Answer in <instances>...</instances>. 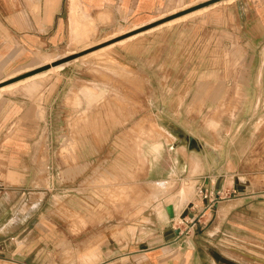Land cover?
<instances>
[{"label": "crops", "instance_id": "0c3cea01", "mask_svg": "<svg viewBox=\"0 0 264 264\" xmlns=\"http://www.w3.org/2000/svg\"><path fill=\"white\" fill-rule=\"evenodd\" d=\"M215 1L0 0V82L54 61V55L73 44L75 26L95 28L89 36L139 31L123 40L127 42L117 58L110 57L113 62L107 68L127 73L131 66L138 78L146 81L141 91H123V99L117 100L123 102L122 107L144 109L146 114L138 112L141 120H148L149 109H155L157 123L163 125L197 123L198 107L229 108L235 102L242 111L250 110L256 116L258 109H264V0ZM184 17L188 19L169 25ZM225 64L242 65V70L227 72ZM50 75L27 78L26 83L24 79L25 85L15 89L30 98L29 115L44 120L41 123L47 128H52L55 104L53 91H44ZM198 79H237L249 84L242 91H219V96L214 93L218 91H194ZM63 82L61 76L58 83ZM153 84L163 91H150ZM78 91L64 100L82 110L72 118L73 133L65 136L55 159L47 138L61 135H54L50 128L40 136L30 131L27 139H38L34 148L30 141L28 147L0 149L5 168H0V264H264V149L257 138L260 133L254 130L246 141L245 128L233 133L225 126L235 122L243 126L254 118L241 117V111L234 118L222 117L220 128L206 129L203 135L158 126L160 134L174 136L170 147L153 130L143 133L148 141L140 139L136 150L116 142L106 154L114 160L108 165V177L115 181L114 186L117 183L123 188L134 186L136 179L141 189L136 198L138 211L104 208L102 214L93 210L95 224L87 230V236L94 237L92 243L81 238L83 232L75 234L76 245L82 249L80 254H69L64 239L53 238L59 233L49 226L57 218L67 219L74 203L79 214L84 195L80 183L89 175V165L84 163L104 152L88 147L86 129L93 126L104 143L111 138L121 141L123 133L106 125L128 123L127 117H132L131 111H118L122 107L109 100L111 91L97 83ZM3 94L0 91V120L5 122L20 112V104L19 98ZM99 106L101 109L91 114ZM81 123L85 126L79 130ZM260 123L261 119L256 121ZM209 125L217 128L219 122L210 119ZM38 153H43L46 161L44 175L39 164L20 162L26 155L35 162ZM66 158L78 163L71 167ZM30 171L39 175L29 180L23 173ZM34 184L40 188L33 194L43 197L31 202ZM202 189L219 193L214 209L200 195ZM93 199V204L102 201ZM170 205L173 219L166 210ZM183 216L195 224L187 234L179 235L171 224ZM67 229H61L60 236L69 235ZM104 236L108 244L101 245Z\"/></svg>", "mask_w": 264, "mask_h": 264}, {"label": "rangeland", "instance_id": "374dc122", "mask_svg": "<svg viewBox=\"0 0 264 264\" xmlns=\"http://www.w3.org/2000/svg\"><path fill=\"white\" fill-rule=\"evenodd\" d=\"M81 28L82 27L75 26L74 39L76 41L73 40L72 41L73 44L64 48L59 54L54 55V58L52 59L54 61L51 62L48 61L49 64L35 68L15 78L0 82V91L4 92L3 96L5 97L15 96L16 98H19L17 102L20 104L19 106L20 112L17 113L15 117L13 116L10 120H6L5 122L4 120L3 122L0 120V149L7 150L13 147L15 148L28 147L30 141H31L30 143L31 147L34 148L37 145L38 139H31V140L27 139V135L30 133V131L31 132L37 131L40 136L43 133L44 129L47 130L48 128H50V127L47 128V126L44 125V123H41L44 120H40L39 117H37V115H36V120L33 113L29 115V109L31 108L29 104L30 98L27 95H25L24 92L15 90L16 88L25 85L26 82L20 84H16V83L28 77H31L39 73L42 74L43 72L48 71L53 67H57L59 65H65L64 67L65 70L62 72L59 71L50 72L49 74L52 73V75H50L47 78V81L44 84V91H53L52 93L55 103L53 107L54 120H53L52 128H50L49 130L52 131L54 135H56V133L61 135V138H56V139L54 138V140H48L47 138L48 147L50 145L49 149H51V156H53L54 153L58 152L62 141H64L65 136H70L73 133L70 127V123L72 121V118L77 117L76 115H79L81 113L80 111L82 109L77 110L72 106L73 104L71 105V102L70 103L65 102L64 100H66V98L69 96L72 97L73 93L79 92L78 90L82 86L86 85L91 87L94 83H97L102 87H105L107 91H111L110 93H108L110 96L109 100H111L113 104H115L116 102L117 104L120 105V107H122L123 102L117 100L123 99L122 98L124 97L123 91H141L142 89L145 88L146 81H143L138 78L137 70L134 67L131 66H129V68L127 67L128 68L127 73H113L107 69L109 65L110 66L112 65L111 62H113V60L110 59V57L117 58L116 55L120 52L119 50L123 48L124 47L123 45L127 42L123 40H127L128 38H130L132 35H134L139 31H136L134 33L129 32L121 36H111L109 34L89 36L90 34H92V32L96 31L95 28L94 29L92 28L81 29ZM43 59L44 58H39L38 60L43 61ZM224 68L226 69L227 72L230 71L236 72L238 70H242V65L238 67V65L236 66L229 64L227 66V64H225ZM61 76L64 79L62 85L58 83ZM49 84L53 85L52 88H50ZM248 84L249 83L247 80L243 81L237 79H225V80L198 79L197 81H195L194 91H218L214 93L220 96L221 92L219 91H242L241 89L243 87L247 88ZM24 87H28V85ZM150 91H163V89L160 88L159 86L156 87V85H154V89H150ZM236 96L238 97L237 93ZM43 102H44V97L40 103V106ZM236 103L237 102H235L234 107H229V108L216 107V108H207L204 110V107H198L197 109L198 112H196V115L198 116L197 123H192V124L182 123V124H171V125L167 123H166L167 125L157 123L156 120L157 113L153 114L155 109H149L148 120H141L140 114H138V112L143 111L142 114H146V111L144 109L141 110L140 108L135 106L134 107L123 106L121 109H117V110L121 112L131 111L132 117H130V115L127 117V119L129 120L128 123L121 122L116 125L104 124L106 125V127H111L114 131L122 132L123 134H121L122 136L120 137H122L123 140L121 141L114 140V138H111L110 141L107 140L104 143V141H101L98 138L99 137L98 133H94L96 129H94L93 126L88 127L85 132L86 135L90 137L89 139H87L88 147L90 148L95 147L98 150L104 149V152L101 153V156L99 155L97 157H90V160L89 161L87 160V162L90 163H84L86 164V166L89 165L88 166L89 175L86 177L84 182L80 183L79 189L84 194L83 197H88V198H83L80 196L81 203L79 208L80 209L79 214L76 211L77 209L74 203L72 204L74 210L70 209L67 211L68 213L66 214L67 219L65 218V220H61L57 218L56 221L51 222L49 228L55 229L59 233V236H55L53 238L60 239V237H62L65 242L63 247L69 248V254L70 253L74 254V252H76L75 254L77 255L80 254L82 247H77L75 242V238L77 236L75 234L83 232L84 235H82L81 238H86L85 240L88 243H92L93 241L94 238L93 236H87L88 234L87 230L91 231V229L93 228V224H95L94 221L91 220L93 215V210L95 211L101 210L100 212L102 214L104 213L103 212L104 208L106 209L113 208L116 212L125 211L126 213L138 211L139 204L136 203V198L140 196L141 189L138 185H136V183H138L136 179L134 178L133 181L134 186L123 188L120 187L117 183L116 186H114L115 181H113L108 177V171L110 169L108 165L111 166L114 160H109L110 158L106 154H109V149L115 147L116 142L117 143L119 142V144L122 145L123 147L129 146V148H133V150L134 149L136 150V145L138 144L140 139L143 138L145 139V141H148V138H146V136H144L143 133L153 130L154 134L157 135L158 139L170 147V145L173 142H175L174 136L171 139V137L168 136L167 134L161 133L162 134L161 135L158 126H160L161 128H166L165 126H169L172 128V131H179L181 133L190 132L193 135H198L199 133L203 135L206 129H212L216 131L218 128H220V124H221L220 121L222 120V117L234 118L238 114V112L241 111V117L247 116L254 118H252L248 124L246 123L243 126H240L235 122L234 124L232 123L229 124V126L225 125L226 128H229L230 131L233 133L237 132L238 129H240L239 131H242V129L245 128L244 131H245L246 141L250 139L251 133L254 130L259 131L260 134L257 136V138L259 139L261 138L260 139L261 147L264 149V120H263L264 109L263 108L258 109V111L256 112V116H254L255 113L250 114L249 112L250 110L247 111V109L245 110V112L242 111L241 108H238V106H236ZM100 109H101L100 106L96 107L91 111V114H93L95 111H98ZM165 110L166 109H164V111ZM182 119L183 120L185 119L184 115L182 116ZM210 119L218 121L219 126L217 128H212L209 125ZM260 119H261V123L256 124V121ZM122 121H124V117L122 118ZM82 126L85 125H82L81 123V125L79 126V130L82 128ZM164 130H167V128ZM18 132L20 133L18 134ZM124 133H126L127 136L124 137L123 136ZM17 135H21V136L17 137ZM168 137H170V139ZM124 143L126 144V146L124 145ZM42 146L44 145L42 144ZM53 158L55 159L54 156ZM35 159L36 160L34 162L31 159V157H28L27 155L25 157L21 156L20 162L31 165H33V163L39 164L40 173L41 175H44L46 170V161L45 158L43 157V153L42 156L38 153ZM54 159L52 161L53 164H55ZM93 160H95L94 163ZM65 161L69 163V166L71 167L76 166V164L78 163V161H72L69 158H66ZM67 163H66V169L67 168L70 169L71 167H67ZM1 167L5 169L4 165L2 166V161H0V168ZM138 173H140V171H138ZM23 174L24 175L26 174L29 177L28 179L30 180L34 178L33 176L36 177L37 173L34 171H30L29 173L25 172ZM103 177H106L108 180H105V178L102 179ZM183 182L184 181H182V183ZM34 188L35 190L31 189L32 190L31 191L32 197L30 198L31 202L37 201L38 197L39 199L43 197L41 194L40 195L33 194L39 192L38 189L40 188V185H38L37 187V184H34ZM93 198H96L98 201L99 199L102 198L101 199L102 201L99 204H93L92 203V201H94ZM130 199H133V202H131ZM57 204H58V211L60 212L61 209L60 198H57ZM215 204L217 205V202ZM215 206H213V209L215 208ZM26 208H28V206H24L23 209ZM182 220H184L185 223ZM194 224L195 222L193 223L189 222L183 216L178 220H175L171 224V227L172 229L177 230L179 235H183L184 233L187 234L189 232V229L192 228ZM65 228H68L67 231L69 235L65 234L63 236H60V230L61 229L64 230ZM124 238L127 239V237ZM116 239L118 242H121L119 241L120 237H116ZM106 243L108 244V238L104 236L103 238H101L100 244L102 245ZM58 247L61 246L58 245ZM69 260L71 259L69 258Z\"/></svg>", "mask_w": 264, "mask_h": 264}, {"label": "bare ground", "instance_id": "6f19581e", "mask_svg": "<svg viewBox=\"0 0 264 264\" xmlns=\"http://www.w3.org/2000/svg\"><path fill=\"white\" fill-rule=\"evenodd\" d=\"M228 1V0H227ZM230 1H232V0H230ZM199 13H201V12H198V13H196V14H199ZM196 14H194V15H196ZM186 19H188V17H184V18H182V19H179V20H176V21H174V22H172V23H170L169 25H172V24H174V23H178V22H181V21H183V20H186ZM102 53V52H101ZM97 55V54H96ZM110 66V65H109ZM65 67V65H59V66H57V67H53L52 69H50V70H48V71H45V72H43L42 74L41 73H39V74H36V76L35 75H33V76H31L32 78H30V77H28L29 79H35V78H38V77H45L46 75H48L50 72H58V71H60V70H62L63 68ZM27 79V78H26ZM26 79H25V82H26ZM20 82H22V81H20ZM22 83H24V82H22ZM9 90V89H8ZM157 148V147H156ZM162 149V148H161ZM163 186V188H166L164 185H162ZM181 194H182V197H184L185 195H184V191H182L181 192ZM182 197H181V199H182ZM181 201V200H180ZM181 203V202H180ZM179 203V204H180ZM176 205V204H175ZM179 207V206H178ZM35 208V207H34ZM175 208V207H174ZM176 210V209H175ZM27 212H28V210H27Z\"/></svg>", "mask_w": 264, "mask_h": 264}, {"label": "built area", "instance_id": "2783aa9c", "mask_svg": "<svg viewBox=\"0 0 264 264\" xmlns=\"http://www.w3.org/2000/svg\"><path fill=\"white\" fill-rule=\"evenodd\" d=\"M200 195L203 197L204 200H207L209 202V208L210 209L217 202V197L218 198L220 197L219 193L216 194V193L208 191L206 189L200 190ZM182 221H184V220H182ZM184 223H185V221H184Z\"/></svg>", "mask_w": 264, "mask_h": 264}, {"label": "water", "instance_id": "95a60500", "mask_svg": "<svg viewBox=\"0 0 264 264\" xmlns=\"http://www.w3.org/2000/svg\"><path fill=\"white\" fill-rule=\"evenodd\" d=\"M217 1H221V0H217ZM217 1H215V2H217ZM166 210H167V213L170 216V218L173 219L175 217L174 210H173V206L172 205L167 206Z\"/></svg>", "mask_w": 264, "mask_h": 264}]
</instances>
